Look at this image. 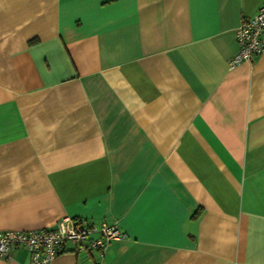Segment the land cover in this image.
Listing matches in <instances>:
<instances>
[{
    "label": "crops",
    "instance_id": "0c3cea01",
    "mask_svg": "<svg viewBox=\"0 0 264 264\" xmlns=\"http://www.w3.org/2000/svg\"><path fill=\"white\" fill-rule=\"evenodd\" d=\"M262 3L0 0V232L125 233L52 264H264V51L230 66Z\"/></svg>",
    "mask_w": 264,
    "mask_h": 264
},
{
    "label": "built area",
    "instance_id": "2783aa9c",
    "mask_svg": "<svg viewBox=\"0 0 264 264\" xmlns=\"http://www.w3.org/2000/svg\"><path fill=\"white\" fill-rule=\"evenodd\" d=\"M235 37L238 50L230 60V66L243 60L251 61L264 51V3L253 17L242 19ZM92 233L96 236L91 237ZM124 237L125 233L117 223L101 222L91 226L66 215L51 228L0 232V256L8 257L9 247H22L28 252L29 264H52L56 256L67 250L68 242L73 243L77 251L101 250L110 242Z\"/></svg>",
    "mask_w": 264,
    "mask_h": 264
}]
</instances>
